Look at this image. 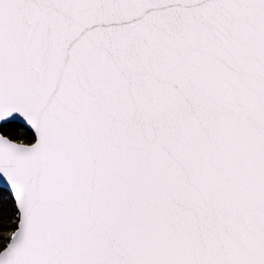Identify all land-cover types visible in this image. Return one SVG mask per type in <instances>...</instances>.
Returning <instances> with one entry per match:
<instances>
[{
    "label": "snow or ice",
    "instance_id": "6c2138e0",
    "mask_svg": "<svg viewBox=\"0 0 264 264\" xmlns=\"http://www.w3.org/2000/svg\"><path fill=\"white\" fill-rule=\"evenodd\" d=\"M0 264H264V0H0Z\"/></svg>",
    "mask_w": 264,
    "mask_h": 264
}]
</instances>
